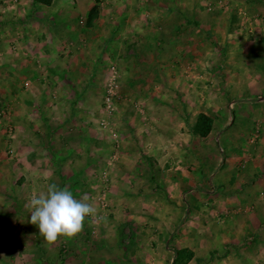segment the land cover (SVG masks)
I'll use <instances>...</instances> for the list:
<instances>
[{
  "label": "crops",
  "instance_id": "1",
  "mask_svg": "<svg viewBox=\"0 0 264 264\" xmlns=\"http://www.w3.org/2000/svg\"><path fill=\"white\" fill-rule=\"evenodd\" d=\"M258 10L264 0H0V264H173L182 249L192 254L184 264H261L264 112L236 140L238 189L191 187L210 139L232 143L226 105L246 92L253 69L237 57L195 64V42L256 50L226 38L264 35ZM111 67L118 92L108 116ZM200 113L212 120L205 138L192 132ZM102 119L119 136L116 151ZM114 152L117 168L107 167ZM251 163L246 184L240 171ZM53 183L98 210L75 238L49 242L30 222L31 195Z\"/></svg>",
  "mask_w": 264,
  "mask_h": 264
},
{
  "label": "rangeland",
  "instance_id": "2",
  "mask_svg": "<svg viewBox=\"0 0 264 264\" xmlns=\"http://www.w3.org/2000/svg\"><path fill=\"white\" fill-rule=\"evenodd\" d=\"M227 8L230 9V11H232L230 5L227 6ZM147 11L150 13L153 11V9L147 7ZM254 15H256L258 19L256 21L257 26L254 25V27H256V30H259L257 31L259 34L260 30L264 29L263 26L264 12L258 10L255 11ZM261 17H262V21L259 22V19H261ZM252 23L255 24V21H253ZM236 27L237 25H235V28ZM207 38H203V40H199L197 38L198 41L195 42L196 44L194 47V55H193L195 64L199 60L206 62L220 61L222 63V62H228L233 57L234 60L235 57H237L236 60H244V62H248L249 64L252 65L253 69L251 71L252 78L250 80V83H248L245 79L243 82V85L247 84L249 85V88L246 90V92L242 93V95L237 96L236 98H234V96L230 94L229 97L231 98L227 104L229 105L230 101H234L233 102L234 104H232L231 107L226 105L228 114L234 116V120L230 124V129H227L225 133L226 134L225 137L232 139V143L228 144L225 141V138L222 136L223 135L222 133L219 139L220 142L219 146L215 143V141H213L216 135H214L213 139H210L209 144L205 145L204 147V150L209 149L208 151L210 152V157L206 159L205 163L202 166L204 169L203 172L204 174L200 178H196V174H194L195 182H194V186L191 187H194V190L200 191L201 183H203L204 181L205 183H209V185L211 184L213 187H215L216 191H218L222 189L225 183H228V185L230 183L229 186L231 187V192H233L237 190L239 187L238 184L236 183L237 181L235 180V175L238 173V171L234 170L235 161L231 160L237 157L236 155H238L239 149L236 147L237 144L236 140L241 141L242 137L246 134L247 128H249V132H250V130H252V128L254 127V122L250 123L249 121L255 118L256 119L261 118V116H263L262 113L264 112V35L260 34L256 38L248 37V36L247 37L243 36L240 38H232V37L226 38L229 40V42H232L233 40L235 41L236 39L241 40V43L239 44L240 49L243 48L241 46L249 47L250 42L254 41L253 44L255 43L254 45L256 47L255 48L256 50H253L249 53L237 52L235 51V48H239L238 44L228 43L227 46L228 48L230 47L229 51L231 52L226 54V52L223 51V49H226V47H224L225 45H223V47H221V45H217V43L220 42V38L219 39L214 38L215 40H213L212 37H207ZM209 41L211 43H208ZM213 41H216V43H214ZM208 47L210 48V51H207ZM221 53L223 55H221ZM223 70H226V72H231V70L228 68L222 69L221 71ZM190 72H192L194 75H200V76L203 75L201 69H192ZM209 75L206 74V76H209L211 78L214 77V79L216 78L215 72L213 70H209ZM214 81L216 82V80ZM210 86L211 87L214 86V89H216V85L211 84ZM116 103L118 104V102ZM194 152H195L193 153L194 156L198 157L202 153V150L198 149L195 150ZM195 162H197L196 159ZM116 164H114L112 167L117 168ZM197 166L198 165L196 163L194 167L196 168ZM253 166H254L253 163H251L245 170L240 171L241 177H244V181H246V184L253 181V178H249V180L247 179V177L250 176L249 172L253 169ZM205 173H208V175ZM206 176H209L208 179L206 178ZM229 186L226 187L228 188ZM16 198L20 199L19 200L20 202L22 199L21 194L17 195ZM24 207L26 208L25 204ZM202 215L203 214H200L199 217H201ZM216 217L217 215H215V217L213 216L212 219H216ZM213 230L216 232V225ZM194 248H196V251L201 252V250L199 249L200 246L195 245ZM205 248L207 247L204 246L203 249L205 250ZM215 253H218V251H215ZM261 261L262 262L260 263L264 264V254L261 256Z\"/></svg>",
  "mask_w": 264,
  "mask_h": 264
},
{
  "label": "clouds",
  "instance_id": "3",
  "mask_svg": "<svg viewBox=\"0 0 264 264\" xmlns=\"http://www.w3.org/2000/svg\"><path fill=\"white\" fill-rule=\"evenodd\" d=\"M30 222L49 242L59 237L75 238L88 217L97 215V208L86 199H77L68 188L49 184L45 192H33L30 197Z\"/></svg>",
  "mask_w": 264,
  "mask_h": 264
},
{
  "label": "built area",
  "instance_id": "4",
  "mask_svg": "<svg viewBox=\"0 0 264 264\" xmlns=\"http://www.w3.org/2000/svg\"><path fill=\"white\" fill-rule=\"evenodd\" d=\"M110 73H111V75L109 77L108 83L105 85V91L103 94V108H104L105 113L108 116H111L115 111L114 99L117 96V92H118L116 70L113 67H111ZM99 127L102 129L108 130L110 137L113 140L114 149L116 151L118 144H119V136L115 132V130L111 128L109 120L108 119H102L99 122ZM116 159H117V155L114 152L107 162V167H112ZM100 176H101V181L103 183V185H102L103 186V194H101V197L98 198V201L102 205V207H105L106 202H105L104 194H105V189H107V187H108V180H109L108 179V173L105 170L101 173ZM94 235H95V232H91V236H94Z\"/></svg>",
  "mask_w": 264,
  "mask_h": 264
},
{
  "label": "trees",
  "instance_id": "5",
  "mask_svg": "<svg viewBox=\"0 0 264 264\" xmlns=\"http://www.w3.org/2000/svg\"><path fill=\"white\" fill-rule=\"evenodd\" d=\"M44 4H49L50 0H36ZM212 129V120L203 113H200L192 127V132L195 136L199 138H205L209 135ZM192 254L189 253L187 249H182L176 251V258L173 264H184L186 261L191 259Z\"/></svg>",
  "mask_w": 264,
  "mask_h": 264
}]
</instances>
